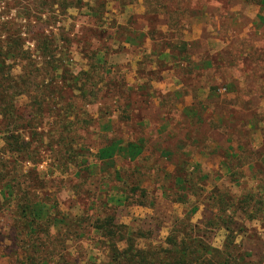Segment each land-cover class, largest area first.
I'll list each match as a JSON object with an SVG mask.
<instances>
[{
  "label": "rangeland",
  "instance_id": "374dc122",
  "mask_svg": "<svg viewBox=\"0 0 264 264\" xmlns=\"http://www.w3.org/2000/svg\"><path fill=\"white\" fill-rule=\"evenodd\" d=\"M2 1L12 20L0 44L22 45L1 59L13 110L0 114V160L53 205L54 263L115 264L92 227L107 215L141 248L190 234L264 264V218L229 209L223 225L218 205L264 195V0ZM39 95L51 110L36 118ZM35 133L43 146L16 162L8 138ZM138 141V157L122 156ZM11 199L0 190V264H30Z\"/></svg>",
  "mask_w": 264,
  "mask_h": 264
},
{
  "label": "trees",
  "instance_id": "16d2710c",
  "mask_svg": "<svg viewBox=\"0 0 264 264\" xmlns=\"http://www.w3.org/2000/svg\"><path fill=\"white\" fill-rule=\"evenodd\" d=\"M7 25L0 26V32H3V30L8 31ZM0 39H2L1 36ZM2 44L4 46L0 44V47H4L5 52L0 51V114L6 117L8 113L9 116L11 115L13 106L7 100L11 85H9L10 79L7 73L3 72L5 68L1 59L3 58L4 60L5 55H13L16 46H21L22 43L17 39L13 43L11 41H4ZM254 51L256 52L257 50L254 48ZM66 81L68 80L66 79ZM70 86L72 87L70 84L64 87L70 88ZM81 92H85V89L82 88ZM39 97L40 101L38 100V105L34 107V113L37 114L35 115L36 118L42 117L46 111L51 110V108H46L42 104L44 95H39ZM55 133L57 135V130ZM43 134L35 133L32 135L31 141L25 143L24 141H19L18 137H9V141L7 142L9 153L16 156L14 157L16 162L27 160L36 148L39 149L38 147L43 146ZM48 136L57 143L59 142V137H56L53 131H50ZM140 144L141 142L139 141L137 143L128 142L122 156L135 159L142 152ZM32 145H35V147L31 149ZM119 145L120 143L115 141L102 147L98 151V158L100 160L111 159L115 154L120 152ZM8 164L10 165L11 162H5L3 159L0 160V190L6 188L12 196L11 200L15 206L16 220L22 226L20 230L16 231L15 239L21 243L23 258L30 264H53L58 243L54 235L50 233L51 221L54 220L53 205L39 199L30 190L21 189L20 182L18 181V177L21 175L16 177L20 172L16 170L17 173H13L15 176L12 177L11 170H8ZM32 180L34 183V178ZM227 196L222 195L218 198V205L222 206L221 221L223 220V225L225 224V219L227 221L232 219L231 216L224 217V213L229 209L239 212L249 220L264 218V195L257 198L253 193L247 191L242 197L237 199L229 196L232 199L230 200ZM116 226L113 218L107 215L96 218L94 223H92L94 230L98 231L106 239L108 256L111 262L115 264H254L247 261L246 257L239 253L237 248L229 247L227 244L220 250L211 247L198 248L193 245L194 239L191 238L192 235L190 234H184L180 239L174 235L170 236L167 241L168 248L152 249L147 246L141 248L134 242V231L130 230L127 226H122L119 229ZM122 241L124 245L123 247H119L118 244ZM46 249L49 251H46ZM44 253L46 254L43 256ZM54 264H66V262H56Z\"/></svg>",
  "mask_w": 264,
  "mask_h": 264
},
{
  "label": "built area",
  "instance_id": "2783aa9c",
  "mask_svg": "<svg viewBox=\"0 0 264 264\" xmlns=\"http://www.w3.org/2000/svg\"><path fill=\"white\" fill-rule=\"evenodd\" d=\"M9 11L12 10L9 9L8 3L6 4L2 0H0V26L11 22L12 15L11 13H9Z\"/></svg>",
  "mask_w": 264,
  "mask_h": 264
}]
</instances>
